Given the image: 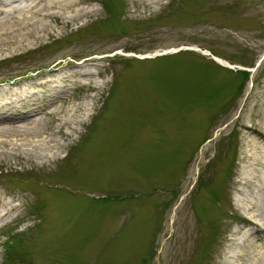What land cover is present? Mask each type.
<instances>
[{
    "label": "rangeland",
    "instance_id": "374dc122",
    "mask_svg": "<svg viewBox=\"0 0 264 264\" xmlns=\"http://www.w3.org/2000/svg\"><path fill=\"white\" fill-rule=\"evenodd\" d=\"M35 2L48 0H0V14ZM75 7L92 11L69 24L45 18L43 38L0 52V93L47 84L26 101L32 118L54 127L66 112L91 109L79 130L56 128L59 163L4 157L0 197L10 188L24 216L0 223V264H229L231 236H264L234 200L252 149L262 146L250 135L264 136V0H82ZM104 160L110 170H101ZM260 179L241 194L257 210ZM50 188L62 191L50 195ZM32 190L37 202L17 197ZM222 203L225 212L216 211ZM200 223L208 230L202 247ZM254 250L234 264H251Z\"/></svg>",
    "mask_w": 264,
    "mask_h": 264
},
{
    "label": "bare ground",
    "instance_id": "6f19581e",
    "mask_svg": "<svg viewBox=\"0 0 264 264\" xmlns=\"http://www.w3.org/2000/svg\"><path fill=\"white\" fill-rule=\"evenodd\" d=\"M144 1H146L149 5L159 3V0ZM80 2H82V0H48V3L45 2L43 5L35 2L32 4H27L26 6H23V4L10 6L11 8L2 12L1 14L3 15L2 17L0 16V52L14 48L13 46L15 44H17V47H21L26 42L29 45V43H31V41H33L34 39L38 40L39 38H43V33L46 32L47 29V26L42 25L45 21V18L55 17L59 19L61 23L69 24L91 13L92 10H83L81 8H76L75 5H79ZM190 50L193 49L191 48ZM178 52V49L171 51H160L155 54L153 53L154 55H140L138 56V58L140 60H147L162 55H172L175 53L177 54ZM205 55L208 54L205 53ZM215 61L222 65V67L234 71L232 68L227 67L226 64H223V61H221L220 59L216 58ZM243 70L246 69L243 68ZM251 72H253V70H251ZM34 77H36V75ZM22 83L23 85L26 84L25 82ZM43 85L45 86L47 84H45V82H43V84L40 82L38 86L24 87L25 90L21 91V93L20 91H17V94L20 93V95H14L7 92L6 90H3L0 93V167H7V165H9L8 163L3 162L5 156L9 157V159L13 157L23 158L25 162L34 164L36 165V167H42V165L44 164H53L59 159L61 147L64 146L56 137V128H61L67 124L70 125L73 130H79L78 125H80V123H83L87 118L90 117L91 109L88 106H86L84 110L85 114H83L80 109L76 108L72 112H70L71 114L69 112H66V117L58 121L54 127H50L43 116H33V118L32 115L29 116L31 111L30 109H27L26 101L40 98V96L42 95V90H40L38 87H42ZM30 88H32L33 91ZM29 91H32V93L34 94H30ZM56 110L47 112L52 116H59L60 112ZM262 128L264 129V125L262 126ZM67 133L69 135H74V132L70 133L69 131H67ZM250 136H253L255 139L260 140L262 146L258 148L259 150L257 151L252 149L254 151L252 157H250V159L252 160L248 165L244 167L243 176L240 180V183L242 185L240 186L238 192L235 194L234 200L236 202L237 208L243 209L245 216L254 223L252 224V227L254 229L261 228L260 230L262 234H264V201L260 205V209L257 210L252 205L253 203L249 204L246 202V200H242L241 198V194L247 195L248 188L250 187L249 185L255 183L256 181L254 180H256L257 178H262L260 180L262 183H264V136H261L256 132H252ZM257 161H259L262 165L258 166V171H256L254 167V164ZM57 163H59V161H57ZM113 165L114 164L112 162H107L104 160L103 164L101 162V170H110ZM25 168L26 167L24 166L21 169L25 170ZM0 169L1 171L3 170L2 168ZM9 190L11 189L7 188L6 193H2V197H0V223L3 220L7 221L8 219L16 217L18 215L19 217L22 216V218L24 216L23 214H21L24 207L18 202V205L15 204V202L11 198L13 194L9 192ZM32 191L33 192H29L28 194L25 193L24 195H17V197L23 200L24 198H26V196H28L27 201L31 200L32 202H37L38 197L36 193H34L36 192V190ZM61 191L62 189H48L50 195H54L53 192L61 193ZM173 194H175V192H173ZM35 195L37 197L36 199L34 197ZM226 195L228 198V194ZM91 197L92 195L86 196V198ZM36 206L39 207L38 203ZM223 206V203L221 205H217L216 211H224ZM226 215L228 216L229 214ZM229 218H231L232 220L237 219L236 215L232 214L229 215ZM215 219H217V221L214 222L215 224L219 221L220 224H223L226 221V216L224 214L223 218H221L219 221L218 218ZM222 219L224 220L222 221ZM203 223H200L198 227L201 228ZM215 228H217V226H215ZM198 232L199 246L202 247L208 239V230L206 231L204 227H202V230H199ZM213 232L212 235L215 234ZM249 237H251V234L248 231L242 232L241 236H239L238 238H233L231 236L232 243L225 255L227 263L234 264V261L245 260V258H247L252 253L255 246H257L256 242H258L259 240H261V245H264V236L259 237L257 241L253 242L248 239ZM246 246L251 251L248 249L243 250ZM258 249L259 250H254L256 252L255 256L257 258L253 260L251 264H264V251L261 250L262 248L260 247H258ZM16 262L18 264H24V261L22 259L21 261L17 259Z\"/></svg>",
    "mask_w": 264,
    "mask_h": 264
}]
</instances>
